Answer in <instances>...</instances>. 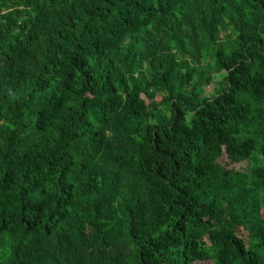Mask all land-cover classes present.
<instances>
[{
  "label": "trees",
  "instance_id": "obj_1",
  "mask_svg": "<svg viewBox=\"0 0 264 264\" xmlns=\"http://www.w3.org/2000/svg\"><path fill=\"white\" fill-rule=\"evenodd\" d=\"M0 264H264V0H0Z\"/></svg>",
  "mask_w": 264,
  "mask_h": 264
},
{
  "label": "rangeland",
  "instance_id": "obj_2",
  "mask_svg": "<svg viewBox=\"0 0 264 264\" xmlns=\"http://www.w3.org/2000/svg\"><path fill=\"white\" fill-rule=\"evenodd\" d=\"M213 90H214V86H213V84L210 85L209 87H207V88L205 89L206 96H210V95H212Z\"/></svg>",
  "mask_w": 264,
  "mask_h": 264
}]
</instances>
